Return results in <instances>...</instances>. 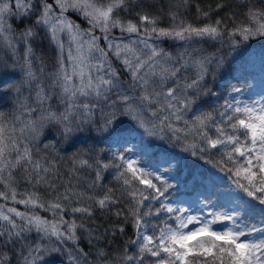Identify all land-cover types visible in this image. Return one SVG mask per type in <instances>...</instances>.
<instances>
[{"label":"snow or ice","instance_id":"obj_1","mask_svg":"<svg viewBox=\"0 0 264 264\" xmlns=\"http://www.w3.org/2000/svg\"><path fill=\"white\" fill-rule=\"evenodd\" d=\"M213 3L0 0V264H264V81L227 62L264 0Z\"/></svg>","mask_w":264,"mask_h":264},{"label":"rangeland","instance_id":"obj_2","mask_svg":"<svg viewBox=\"0 0 264 264\" xmlns=\"http://www.w3.org/2000/svg\"><path fill=\"white\" fill-rule=\"evenodd\" d=\"M161 26L166 25L162 24ZM117 35H119L118 30ZM251 39L255 41H251ZM251 39L242 41L237 45L236 50L228 54L227 62L232 63L234 76L243 79L247 85L258 91L262 81H264V37L256 36ZM176 46L174 41H166L162 44L166 51H172ZM0 51H2L1 48ZM241 72L243 75L240 74ZM141 133H143V130H141ZM48 138L51 139V137ZM137 140L147 154L146 159L157 164L159 168L168 169L171 166L172 171L175 172L177 166H179L180 174L187 175L189 170L196 172L198 166L204 163L202 160L191 156L189 152H185L177 142L167 137L161 138L159 134L149 135L143 133ZM60 150L63 151L64 149ZM67 150L71 151V149ZM32 235L35 236V232Z\"/></svg>","mask_w":264,"mask_h":264},{"label":"trees","instance_id":"obj_3","mask_svg":"<svg viewBox=\"0 0 264 264\" xmlns=\"http://www.w3.org/2000/svg\"><path fill=\"white\" fill-rule=\"evenodd\" d=\"M196 3H202L204 5L212 4V6L214 7L213 0H193V4L191 7V12H193V13L195 12V4ZM205 10H206V8H205ZM191 18H192L191 15H189V19H191ZM251 41H255V40L251 39ZM0 48L2 49V51H0V56L5 55L6 49H4L2 47H0ZM8 54L10 55V53H8ZM61 149H63V147ZM40 190L43 191V189H40ZM16 207L20 208V210H22V211L25 210L23 205L16 204ZM39 212L41 215H47L48 218L51 219V213H46L45 210H43V209H40ZM128 227L130 229L131 226L129 225ZM126 238H127L126 236L121 237V239H126ZM105 243H106V241H105ZM81 247H83L86 251L88 250V243L86 240L82 241Z\"/></svg>","mask_w":264,"mask_h":264}]
</instances>
